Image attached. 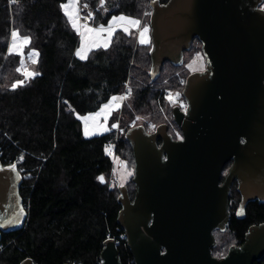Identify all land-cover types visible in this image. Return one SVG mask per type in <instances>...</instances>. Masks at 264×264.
<instances>
[{
    "label": "trees",
    "instance_id": "obj_1",
    "mask_svg": "<svg viewBox=\"0 0 264 264\" xmlns=\"http://www.w3.org/2000/svg\"><path fill=\"white\" fill-rule=\"evenodd\" d=\"M67 1L0 0V162L16 165L27 213L23 226L1 233L0 264H21L25 258L35 264H100L107 238L115 239L120 264H135L118 223L119 186L108 179L113 157L134 169L126 133L135 114L149 115L158 123L172 117L173 106L160 91L171 88L183 96L188 74L179 72L186 50L180 64L165 61L152 79L151 39L140 44L133 30L126 34L117 27L107 47H96L81 59L76 55L79 34L61 8ZM100 1L81 0L95 11V24L106 25L118 15L150 18V0H104L98 7ZM11 30L30 38L25 50L37 51L39 73L15 89L11 85L25 78L16 71L20 55L8 53ZM195 42L202 45L195 38L189 50ZM127 83L131 98L119 118L122 133L116 136L111 127L115 114L107 131L84 137L78 115L95 109L110 94H122ZM109 146L114 147L113 154L105 151ZM132 180L133 187H126L134 199ZM238 195L233 188L234 207ZM262 223L264 202L253 200L244 218L232 215V228L227 230L243 241L250 224ZM252 264H264V256Z\"/></svg>",
    "mask_w": 264,
    "mask_h": 264
},
{
    "label": "water",
    "instance_id": "obj_2",
    "mask_svg": "<svg viewBox=\"0 0 264 264\" xmlns=\"http://www.w3.org/2000/svg\"><path fill=\"white\" fill-rule=\"evenodd\" d=\"M264 0H168L150 5V76L165 61L180 64L195 38L207 66L183 89L187 113L172 108L182 139L164 122L154 132L128 129L136 193L119 186L118 223L135 264H252L264 256V223L253 225L242 249L214 257V230L228 224V190L239 179L240 212L264 202ZM158 139L161 144H158ZM233 164L220 184L224 166ZM103 176V175H100ZM104 177V176H103ZM105 182V179H104ZM21 175L0 162V238L23 226ZM21 264H35L30 258ZM100 264H120L114 238Z\"/></svg>",
    "mask_w": 264,
    "mask_h": 264
},
{
    "label": "rangeland",
    "instance_id": "obj_3",
    "mask_svg": "<svg viewBox=\"0 0 264 264\" xmlns=\"http://www.w3.org/2000/svg\"><path fill=\"white\" fill-rule=\"evenodd\" d=\"M152 0H150L149 2V6H150V14H151V11H152V7L150 5ZM68 2V1H67ZM66 2V3H67ZM83 4H86L85 6L86 7H83L84 5ZM103 4H104V0H103ZM101 4V1L99 2L98 4V7L103 5ZM78 7H79V25L81 26L80 27V32L83 33V43H84V47L85 49H87V55L88 53L96 48V47H92V45L94 44H99L101 46H103V44L105 42H108V44L110 43L111 41V38H110V41L108 39V34L107 33H100L99 35H97L96 33H88L84 30L83 28V25L87 24L89 27H92V28H98L100 25L102 24H95L94 23V19H95V11L92 12V18L90 19V21H82V19L80 18V14L84 13L82 11V8L83 10H88V6H87V3L85 2H81V0H78ZM264 8V6H263ZM92 10V9H90ZM85 15H88V12L85 14ZM119 16H125V15H118V16H113V17H119ZM111 17L109 19L112 20ZM128 17V16H126ZM109 21L106 25H104L106 28L109 26ZM141 21V25L140 27H143L145 24L148 25L149 29H150V32H149V36L151 37V28H150V18L148 21L144 20V18L140 19ZM123 24L124 27H128L129 29L133 30L134 33L136 34V38L138 40V36H139V29L138 28H133L131 27L130 25L124 23V22H116L114 23L112 26L114 28H117V27H121L120 25ZM13 30H11V33H12ZM21 36V35H20ZM23 37V36H21ZM151 39V38H150ZM11 34H10V40H9V45L11 43ZM19 43V41H18ZM81 43H82V36L79 34V44H78V47L76 49V52L79 48H81ZM152 43V41H151ZM9 45H8V49H9ZM26 47V46H25ZM25 47L23 48V56L20 55V60L23 59L24 63L22 64L21 61H20V65H19V68H21V72H19V74L23 77V70L24 69H27L28 71H33L35 72V64H33L31 62V60L28 58L29 56V53H35L36 55L33 56V58L37 61V51L34 50V49H30L28 51L25 50ZM202 45H200L198 42H195L194 43V48L191 49V50H186V53H185V65L184 67H182V69L180 70V74H182V72H186L188 75L190 73H193L195 71H201L200 68H201V65H203V70L204 71L206 69V66H207V62H206V59H205V56L203 55L202 53ZM17 51H19V49H17ZM86 55V56H87ZM79 57V56H77ZM80 58V57H79ZM187 75V77H188ZM162 88V87H161ZM131 89L130 85L127 83L126 85V96H127V99L125 100H117V101H114L112 102V104L110 105V107H113L115 106L116 103H119L121 104V107L118 109V110H115V111H112L111 114L109 115L108 114V110L105 109V112L103 114H101V116L97 119H94V120H89L87 123H88V130L93 132L94 134L92 135H95V134H98V133H101L103 131H101V126L105 127L108 129L109 127V121L113 118V116L115 114H117V118H116V121L115 122H112V124H117L118 127L114 128V132H115V135L119 136L122 131H123V128L120 127V123H119V118L120 116H122V108L124 107V105H126L127 103L130 102V98H131V93L128 94V90ZM168 89H171V88H167V89H164V90H161L160 91V94ZM173 91H175L174 89H172ZM178 93V92H177ZM112 97H121L120 95H115V94H110L105 100L101 101L98 106L89 111L87 114H83V115H78V117H84V116H88L89 114H92V113H96L98 111H100L101 107L104 106V105H109V102L111 101V98ZM165 100L172 106H174V102H170L169 99H168V96H165ZM164 108V107H163ZM107 115V121H105V116ZM137 117H140V119H137ZM166 117V116H165ZM167 118V122L165 121L164 123L168 125V131L171 133V134H174V136L176 138H178V135L179 134V137L180 134H181V131L179 130L178 128V125L174 122V119H173V115L172 117L168 116L166 117ZM81 120V119H80ZM162 123V122H160ZM160 123L156 122V121H153V119L150 118L149 115H145V114H135V117L134 119L131 121V126H135V125H143L145 127V129L148 131V132H154L156 130V128L160 125ZM81 125H82V133H83V136L84 137H89V136H92V135H89V136H85V122L83 120H81ZM180 139V138H179ZM109 148V147H108ZM113 146H110V153L113 154ZM118 157L114 156L113 157V167H112V171H111V174L109 175V181H110V184L111 185H114V184H117L118 186L120 185H125V186H128L129 185V188H132L133 187V183L131 182V178L133 179V176H134V169H133V166L132 164L130 163V165L125 162H123V164H121L119 158L117 159ZM129 172L132 173V175H127ZM126 177V179L124 178ZM133 181V180H132ZM129 182V184H128ZM229 231L227 229H216L215 231V242H216V254L219 255V254H222V253H225L228 249V247L233 244L235 242V239L232 238V236L228 233Z\"/></svg>",
    "mask_w": 264,
    "mask_h": 264
},
{
    "label": "snow or ice",
    "instance_id": "obj_4",
    "mask_svg": "<svg viewBox=\"0 0 264 264\" xmlns=\"http://www.w3.org/2000/svg\"><path fill=\"white\" fill-rule=\"evenodd\" d=\"M101 4H103V0H101ZM61 8L64 10L65 15L69 18V22L72 24V27L77 30L78 34H80L82 36V43H81V48H79L76 52V55L79 56L81 59H85L86 55H87V49H85L84 47V43H83V33L80 32V25H79V7H78V0H68L67 3H63L61 4ZM92 18V13H88V16L85 19H91ZM116 22H124L128 25H130L133 28H138L139 29V36H138V42L140 44H149L150 43V36H149V32L150 29L148 27L147 24H145L143 27H140L141 25V21L139 19H134L132 17H126V16H119V17H113L112 20L109 21V26L106 28L104 25H100L98 28H92L89 27L87 24L83 25V28L86 32L88 33H96L97 35H99L100 33H107L108 34V39L110 41V38L112 37V35L115 33L116 28H114L112 25ZM121 26V30L124 31L126 34H131L130 30L128 27H124L123 24L120 25ZM11 43L9 45V49H8V53L9 54H17V55H21L23 56V48L30 43V38L27 36H20V33L18 30H13L11 33ZM19 41V43H18ZM101 45L99 44H94L92 45V47H99ZM104 47L108 46V42H105L103 44ZM17 49H19V51H17ZM36 55L35 53H29L28 58L31 60V62L33 64L36 63V60L33 58V56ZM21 63L23 64L24 61L23 59L21 60ZM200 70H203V65H201ZM17 72H21V68H17L16 69ZM39 73L33 72V71H28L27 69L23 70V75L25 77L24 80H17L15 81L11 87L13 89H15L17 86L23 85L25 83L26 80L32 78L35 75H38ZM131 93V89L128 90V94ZM179 96V93H176L175 96H173V94L169 93L168 95V99L170 102H174L175 98ZM127 99V96H122V97H112L111 101L109 102V105H104L101 107L100 111L96 112V113H92L89 114L88 116H84V117H79L81 120H83L85 122V136H89L94 134L93 132L88 130V121L89 120H94L97 119L101 116V114H103L105 112V109L108 110V114L110 115L112 111L118 110L121 107V104L116 103L114 108L110 107V105L112 104V102L117 101V100H125ZM137 119H140V117H137ZM105 121H107V115L105 116ZM112 128H116L118 127L117 124H112L111 125ZM101 131H107L108 129L101 126ZM178 138L179 137V134ZM106 152H110V146L109 148L105 149ZM118 159V158H117ZM121 164H123V161L120 162ZM9 168L13 171L16 170V165L12 164L9 165ZM127 175H132L131 172H129ZM126 179V177H124ZM98 179L101 182H104V177L100 176L98 177ZM122 186V185H121Z\"/></svg>",
    "mask_w": 264,
    "mask_h": 264
},
{
    "label": "flooded vegetation",
    "instance_id": "obj_5",
    "mask_svg": "<svg viewBox=\"0 0 264 264\" xmlns=\"http://www.w3.org/2000/svg\"><path fill=\"white\" fill-rule=\"evenodd\" d=\"M193 41H194V40H193ZM167 131H168V129H167ZM168 133H169V131H168ZM169 134H170V133H169ZM180 136L182 137V132H181ZM176 139H179V138H176ZM180 139H181V138H180ZM158 144H159V145L161 144V140H160V139H158ZM232 164H233V160H231L230 162H228V163L224 166V168H223V170H222V173H221V177H220V184H222V183L224 182V180H225V178H226V174L228 173V170L230 169V167L232 166ZM233 188L236 189V190L238 191V194H239V195L237 196V199H238V200H237V203H236V206H235V207L233 206L234 203H233L232 198L230 197V196H231V191L233 190ZM238 188H239V179H238L237 177H234V178L232 179V181L230 182V186H229V190H228V213H229V220H228V224L224 227V229L232 228V227H231V219H232V215H234L236 218H239V219L244 218V217L246 216V213H247V206L249 205L250 202H252V200L247 202V204H246V206H245V208H244V214H242V213L240 212V202H241L242 196H241V193H240V191H239ZM130 198H131V197H130ZM131 200H133V199L131 198ZM253 225H255V224H253ZM253 225L250 224V225L247 227V231H246V233H245V240L241 241L240 238L235 239V242H234L233 244H231V245L228 247V249H227V251H226L225 253H222V254L217 255V254H214V253L212 252V248H213V247L215 246V244H216V242H215V243H214V246L211 248L212 255H213L214 257L221 258V257L226 256V255L230 252V250H232V249H236V250H240V249H242V246L244 245V242L246 241V234L250 231V228H251ZM217 229H220V228H217ZM215 231H216V229L214 230L213 234H215ZM214 239H215V236H214Z\"/></svg>",
    "mask_w": 264,
    "mask_h": 264
},
{
    "label": "built area",
    "instance_id": "obj_6",
    "mask_svg": "<svg viewBox=\"0 0 264 264\" xmlns=\"http://www.w3.org/2000/svg\"><path fill=\"white\" fill-rule=\"evenodd\" d=\"M84 6L83 7H86L85 5L86 4H83ZM82 11L84 12V13H82V14H80V18L82 19V21H90V19H85L88 15H85L87 12L88 13H92L94 10H90V9H88L87 11L86 10H83V8H82ZM84 21V22H85ZM127 85V84H126ZM169 93H171V94H173V96H175V94L177 93L176 91H173L172 89H168V90H166L165 91V93H164V95L165 96H168L169 95ZM120 96L122 97V96H126V90L122 93V94H120ZM175 102H174V105H178L179 106V108H180V110L183 112V113H187V110H188V102H187V100L183 97V96H181V95H179V96H177L176 98H175V100H174Z\"/></svg>",
    "mask_w": 264,
    "mask_h": 264
}]
</instances>
